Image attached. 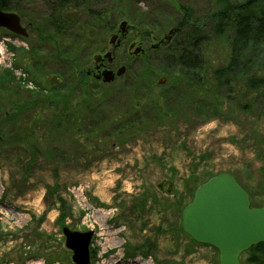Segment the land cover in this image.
Instances as JSON below:
<instances>
[{
  "label": "rangeland",
  "instance_id": "rangeland-1",
  "mask_svg": "<svg viewBox=\"0 0 264 264\" xmlns=\"http://www.w3.org/2000/svg\"><path fill=\"white\" fill-rule=\"evenodd\" d=\"M48 1L12 0L26 38L0 29V115L16 122L5 124L0 141V264H73L65 226L93 231L89 264H219L215 248L182 232L181 212L195 189L221 172L236 176L252 206L264 205V103L247 112L215 92L211 73L228 60L229 35L216 37L210 28L212 0L128 3L101 38L102 52L83 68L85 89L59 93L67 96L55 105L42 98L63 87L62 70L36 33L49 15ZM176 1L191 6L201 24L199 78L162 75L137 91L141 55L161 70L167 66L163 47L148 50L169 36ZM158 5L168 15L154 19L149 8ZM150 20L162 29L151 32ZM122 21L129 30L114 50L113 70L123 65L125 74L110 84L94 82L86 71L94 70L95 55L112 51L109 40ZM133 43L142 54L132 55ZM262 47L252 53L258 73ZM67 120L72 124L65 128ZM164 180L173 183L171 195L157 189Z\"/></svg>",
  "mask_w": 264,
  "mask_h": 264
},
{
  "label": "trees",
  "instance_id": "trees-1",
  "mask_svg": "<svg viewBox=\"0 0 264 264\" xmlns=\"http://www.w3.org/2000/svg\"><path fill=\"white\" fill-rule=\"evenodd\" d=\"M132 1L50 0L47 2L46 9L49 15L39 27L46 26L49 31L41 33L39 27V32L36 31L37 29L35 31L41 42L52 46L49 55L53 56V60L61 67L62 71L58 73L62 78L63 87L61 86L60 91L56 93L50 90L51 93L48 92L49 95L43 97V101H51L55 105L67 96L61 97L62 94L59 93L67 91L68 94H72L77 87L85 89L83 68L88 65L93 54L102 52L101 38L107 37L113 30L117 17L125 16L122 14L128 11L126 5ZM93 5L100 7L103 5V8L96 9ZM170 6L173 7L171 8L176 21L173 23L169 21L174 25L175 35L171 42L163 46L164 55L168 59L167 66L161 70L151 58L141 55V59L138 58L139 68L134 73V86L132 85L137 91L148 88L153 80L162 75L173 81H192L199 78V73L202 71L201 42L204 37L196 12L191 6L180 1L173 2ZM92 7L96 10L94 11ZM149 9L154 19L158 13L163 16L168 15L163 11L164 7L161 9L160 5ZM0 11L14 12L12 0H0ZM208 14L211 16L210 28L216 37L225 36L227 33L229 35L228 60L224 65L212 70V86L220 97L223 98L226 94L227 100L239 103L238 107L244 104L243 110L248 112L256 103H264V72L262 73L264 70L261 72L259 70L260 73H258L253 68L252 61V53L264 46V0H212ZM151 22L152 20L147 26L151 32L156 28L162 29L154 20ZM151 50L152 53L155 52V49L151 48L148 51ZM230 93L235 96L230 97ZM39 98L41 97L33 98L34 102ZM76 110V107L72 108V111ZM13 117L0 115L2 118L0 119V141L7 135L5 124L16 123ZM11 119L13 122L10 123ZM70 124L72 123H68L65 128L70 127ZM20 139L23 140V137ZM234 178L240 184L236 176ZM245 191L248 192L246 189ZM248 194L250 197L249 192ZM241 259L245 264H264V242L244 251Z\"/></svg>",
  "mask_w": 264,
  "mask_h": 264
},
{
  "label": "water",
  "instance_id": "water-1",
  "mask_svg": "<svg viewBox=\"0 0 264 264\" xmlns=\"http://www.w3.org/2000/svg\"><path fill=\"white\" fill-rule=\"evenodd\" d=\"M126 21L119 24L121 32L126 30ZM0 28L15 35L27 37L28 32L22 26L20 17L11 11H0ZM174 31L169 32V36ZM166 37V38H169ZM115 36L110 38L112 44ZM131 45L130 48H132ZM139 49L134 50L137 54ZM102 58L111 60V53L96 55L93 60ZM121 66L116 76L124 73ZM102 81L109 83L114 74L110 70L101 73ZM165 79L159 81L162 84ZM167 187L163 189V185ZM157 189L165 195H171L173 183L164 180ZM181 230L193 241L209 245L217 250L219 264H245L240 255L250 247L264 242V205L251 206L248 193L237 183L232 174L221 172L201 183L194 191L192 200L182 209ZM65 247L71 251L73 264L90 263V243L93 231L84 232L62 228Z\"/></svg>",
  "mask_w": 264,
  "mask_h": 264
},
{
  "label": "flooded vegetation",
  "instance_id": "flooded-vegetation-1",
  "mask_svg": "<svg viewBox=\"0 0 264 264\" xmlns=\"http://www.w3.org/2000/svg\"><path fill=\"white\" fill-rule=\"evenodd\" d=\"M128 30H129V28H127L124 32H121L120 29H119V25H118V29H117V31H116V34L114 33V34L112 35V36H115V40H114V42L111 44L110 41H109V43H110V44L112 45V47H113L112 51L110 52V53H111V60L108 61L106 58H102L99 62H95L94 70H90V69H88V70L86 71V75H87V76L93 78V80L96 81V82H102V83H104V82L102 81V77H101V73H102L104 70H110V71H112V73L114 74V78H113V80H112L111 82H113L115 78H118V77H120V76H122V75L125 74V71H124V73H123L122 75H120V76H116V75H115V72H114V70H113V67H114V64H116V63H115V60H114V58H113V56H114L113 53H114V50L120 48V44H121V42L123 41L124 37L126 36ZM171 30L174 31L173 28H172ZM174 35H175V31L169 36V38H166V37H165V38H161L156 44H154L153 47H150V48L156 50V49H159V48L163 47L166 43L171 42V40L173 39L172 37H174ZM171 38H172V39H171ZM131 45H133V46H132L133 50H135L136 48L139 49V52H138L137 54H134V53H133L134 51H133V52H132V55L138 56V55L142 54L143 50H142L141 48H139V47H135L134 43L131 44ZM131 45L129 46V50L132 49V48H130ZM106 53H107V52H106ZM104 54H105V53H104ZM104 54H103V55H104ZM98 55H101V54H98ZM103 55H101V56H103ZM105 60H106V62H107V65H106V67L103 69L102 66H105V64H104ZM122 66H123V65H122ZM120 67H121V66H120ZM124 67H125V66H124ZM117 69H118V68H117ZM125 70H126V69H125ZM116 71H117V70H116ZM165 80H166V79H165ZM111 82H109V83H104V84H110Z\"/></svg>",
  "mask_w": 264,
  "mask_h": 264
}]
</instances>
